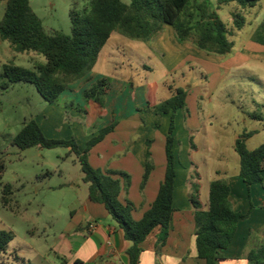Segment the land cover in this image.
I'll use <instances>...</instances> for the list:
<instances>
[{
  "label": "rangeland",
  "instance_id": "1",
  "mask_svg": "<svg viewBox=\"0 0 264 264\" xmlns=\"http://www.w3.org/2000/svg\"><path fill=\"white\" fill-rule=\"evenodd\" d=\"M89 1L30 0V5L49 34L61 32L71 35V10L83 13ZM123 1L129 3V0ZM203 2L209 3L211 9L217 11L230 29L235 26L234 16H243V29L235 31L231 38L237 49L247 42L258 45L256 40L264 37V0L256 7L246 9L236 3L218 8L217 0H192L185 15L196 14L197 6ZM5 11L6 2L0 0V22ZM158 38L140 42L114 33L105 52H112L118 46L125 55L123 60L126 63H136L138 60L143 61L147 53L144 46H157ZM178 41L181 42L179 39ZM166 44L173 46L169 41ZM128 46H136L134 52L129 51ZM10 63L34 70L37 64L45 63V58L33 52L16 53L8 42L0 41V76L4 66ZM191 64L188 62L187 68L173 76L176 84L186 90L188 99L186 117L179 119L180 127L176 134L181 145L177 149V156L181 161L180 171L185 170L187 160L193 162L190 172L195 180L197 175L201 179V182L197 180L201 185L199 201L204 202L216 171L226 170L232 173L239 169L240 159L235 151L236 136L258 130L260 134L248 140L246 145L248 149L255 150L264 144V69L256 72H230L226 65L214 67L205 60L193 66ZM153 65L152 72L140 71L136 74H141L142 79L145 78L144 75H148L151 82L161 80L165 77L164 69L156 58L153 59ZM107 69L102 58L97 72L107 75ZM5 81L0 77V160L5 165L0 177V230L13 233L14 240L7 251L19 256L18 264L23 261L47 264L40 254H51L54 258L56 253L65 257L56 258V263L65 264L80 250L85 240L80 231L81 205L88 196V184L82 180L84 174L79 159L69 148L33 147L22 150L13 141L31 120L38 122L39 118L57 117L67 123L68 129H55L60 138L52 134L53 129L51 136H48L47 130L43 131L44 135L48 139H74L79 143L73 135L67 138L74 126L71 110L78 109L76 106H65L64 97H60L54 104L46 102L32 84L17 83L4 90ZM62 108L66 110L61 116ZM249 114H257L263 121L252 120L248 117ZM192 124H204L201 132L211 128L216 136L217 146L209 147L206 141H200L198 137L188 138L187 125L191 127ZM80 136V142H83L85 138L81 134ZM161 140L162 137L157 136L154 147H151L155 153L154 165L156 161L160 163V155L164 151ZM189 150L190 156L187 155ZM6 186H10L13 191L8 195V205L3 202ZM130 186L126 191L132 190ZM4 256L6 254H3V258ZM3 258H0V262Z\"/></svg>",
  "mask_w": 264,
  "mask_h": 264
},
{
  "label": "trees",
  "instance_id": "2",
  "mask_svg": "<svg viewBox=\"0 0 264 264\" xmlns=\"http://www.w3.org/2000/svg\"><path fill=\"white\" fill-rule=\"evenodd\" d=\"M1 1L6 2V11L0 22V41L8 42L16 53L33 52L45 58V63L37 64L34 70L13 63L6 64L0 76L6 80L3 89L7 90L17 83L32 84L50 104L57 103L70 85L84 79L93 71L102 50L114 33L130 40L145 42L158 38L164 25H169L175 29L176 36L182 43H189L210 55L226 56L233 51L234 42L231 38L235 31L244 27L243 16L236 14L235 26L230 29L207 2L197 6L196 14L185 15L192 0H129V3L123 0H90L83 13L71 10V35L61 32L49 34L31 8L30 0ZM261 1L217 0V5L220 8L236 3L246 9L256 7ZM256 42L264 45V37ZM109 90V79L103 78L84 92V99L104 106ZM186 102V90L178 88L171 98L154 108V113L158 116L171 114L165 145L167 168L155 201L140 220L133 217L134 204L121 199L123 191L131 184V176L125 172L96 170L88 162L90 151L115 130L116 122L92 138L83 153L74 139H48L35 120L25 124L13 144L22 150L33 147H64L75 153L84 174L83 181L89 185V198L95 203L105 205L117 227L122 230L125 240L132 243L127 250L130 264H140L142 244L147 238L160 228L156 246L159 250L166 244L173 226L177 176L174 151L175 118L179 110L186 108ZM249 135L251 134L244 135L235 144V151L240 159L238 175L248 187L264 182V144L255 150L248 149L246 140ZM146 144L147 163L141 192L155 169L151 153L152 141L148 140ZM4 170V162L0 160V177ZM199 192L200 187L194 185L191 201L195 209L198 258L205 264H220L226 260L225 252L234 240L239 222L249 219L254 207H251L248 214L235 211L230 201V185L223 178L211 183L206 210L199 201ZM12 193V188L6 186L3 197L5 205L10 203L8 195ZM13 240L12 232L0 230V255L6 253ZM249 240V251L246 255L249 264H264V230L258 235L251 232Z\"/></svg>",
  "mask_w": 264,
  "mask_h": 264
},
{
  "label": "crops",
  "instance_id": "3",
  "mask_svg": "<svg viewBox=\"0 0 264 264\" xmlns=\"http://www.w3.org/2000/svg\"><path fill=\"white\" fill-rule=\"evenodd\" d=\"M166 41L172 42L173 46H168ZM156 45L144 46L147 53L144 55L143 61L138 60L136 63H126L123 60L125 55L118 46L114 47L112 52H105L107 47L105 46L93 71L84 79L70 85L61 95L66 102L65 106H76L78 109V111L71 110L74 116L72 119L74 126L69 131L67 138L72 135L76 137L79 142L77 143L79 150L82 153L87 148V143L98 136L101 130L108 128L114 122L117 123L115 130L90 151L88 162L96 170L125 172L131 176L132 184L130 187L132 190L123 191L121 199L122 201L129 200L134 204L133 217L136 220L142 219L145 212L151 208L165 178L167 168L165 145L169 134L171 114L160 117L154 113V108L171 98L176 89L183 88L176 84L173 76H177L182 69L187 68L188 62H191L193 66L201 60H205L207 64L214 67L226 65L230 72H256L259 69H264V45L260 43L257 45L247 42L239 49L234 46L228 58L210 55L189 43L179 42L176 38L175 29L172 26L164 25L159 38L156 40ZM135 47L128 46V49L134 52ZM102 58L107 64V75L97 72L99 60ZM154 58L161 64L165 75L157 82L149 81L148 75H144L145 78L142 79L141 74H136L140 71H142L141 73H144L143 71L152 72ZM103 78L109 79L110 88L105 97L104 106L93 100L84 99V92ZM187 103L188 99L186 106ZM65 110L60 109L61 116ZM186 111L187 108L177 112L175 137L180 127L179 119L186 117ZM253 116L258 115L249 114L248 117L255 121H263V118ZM37 123L42 131L47 130L48 136H51V129H53L52 134L58 138L60 135L56 133L57 130L55 129H68L67 123L63 120L60 121L57 117L39 118ZM203 126L204 124H192L191 127L187 125V137L190 139L198 137L200 141H206L209 147L217 146L213 130L206 128L204 132H201ZM80 134L85 138L83 142H80ZM246 134H251L247 138V142L260 133L258 130H252L245 132ZM157 136L162 137L161 145L164 147V151L160 155V163L158 164L156 161L155 169L152 171L144 191L141 192L147 163L146 142L152 141L151 147H154ZM243 136H236L235 144ZM178 148H181V145L178 137H176L174 151L177 176L173 202L175 209L173 226L166 244L159 250L156 246L161 229L157 228L147 238L142 244L143 252L140 257V264H205L203 260L198 258L197 254L195 209L191 201L194 185L200 187V197L201 185L199 182L201 179L197 175L195 180L192 172H190L194 166L191 160H187L185 170L180 171L181 161L177 156ZM190 150L187 153L188 156H190ZM151 153L152 160L155 161L153 149ZM215 174L216 176L213 177L211 183L222 178L228 181L231 188L230 201L235 211L248 214L251 207H254L250 218L239 222L234 240L225 252L226 260L220 264H248L246 255L249 251L250 233L253 232L258 235L264 230V182L248 187L239 177L238 170L232 173L226 170H218ZM198 179L200 181L197 183ZM201 204L204 210L208 208L209 193ZM81 210L82 225L80 231L85 240L80 250L74 253L65 264H130L127 250L132 243L125 240L122 230L117 227L105 205L95 203L89 198V185L88 196L84 198ZM4 254H6L4 258L3 254L0 255V258H3L0 264L19 263L17 254L8 253V251ZM40 256L47 264H57L56 258L63 257L65 259L58 253L55 254L54 258L51 254H40ZM22 264L31 263L23 261Z\"/></svg>",
  "mask_w": 264,
  "mask_h": 264
}]
</instances>
